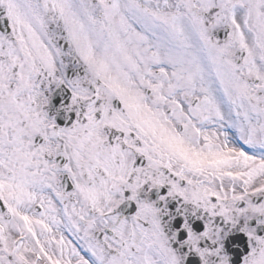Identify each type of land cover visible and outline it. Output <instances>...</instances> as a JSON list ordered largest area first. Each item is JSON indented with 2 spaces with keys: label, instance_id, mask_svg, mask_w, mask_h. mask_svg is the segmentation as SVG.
Masks as SVG:
<instances>
[{
  "label": "snow or ice",
  "instance_id": "6c2138e0",
  "mask_svg": "<svg viewBox=\"0 0 264 264\" xmlns=\"http://www.w3.org/2000/svg\"><path fill=\"white\" fill-rule=\"evenodd\" d=\"M0 264H264V0H0Z\"/></svg>",
  "mask_w": 264,
  "mask_h": 264
}]
</instances>
